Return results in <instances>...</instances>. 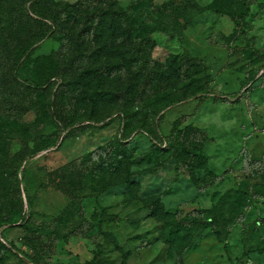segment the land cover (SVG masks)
<instances>
[{"label": "rangeland", "instance_id": "rangeland-1", "mask_svg": "<svg viewBox=\"0 0 264 264\" xmlns=\"http://www.w3.org/2000/svg\"><path fill=\"white\" fill-rule=\"evenodd\" d=\"M116 3L138 15L151 59L198 63L178 84L196 93L128 135L130 184H114L105 150L122 137L121 118L140 121L147 101L102 118L120 106L104 103L91 118L61 99L53 76L42 91L4 84L0 220L19 194L26 224L0 227V264H264V0ZM16 7L0 6V26H16ZM10 40L2 35L0 47ZM58 49L44 36L18 76L59 78ZM172 129V139L202 143L205 159L187 155L181 165L172 149L163 153Z\"/></svg>", "mask_w": 264, "mask_h": 264}, {"label": "trees", "instance_id": "trees-1", "mask_svg": "<svg viewBox=\"0 0 264 264\" xmlns=\"http://www.w3.org/2000/svg\"><path fill=\"white\" fill-rule=\"evenodd\" d=\"M3 4L17 6L15 12L18 22L16 21V26L12 22L0 26V39L2 35H9V40L11 39L0 47V90L4 88V84L19 82L26 93L33 89L42 91L53 76V83L64 87L65 93L61 99L67 100L68 105L74 100L77 103L75 107L87 110L91 118L95 117L104 103L120 101L121 107L116 106L113 111L104 113L102 118L118 112L126 116L127 105L135 101H147L148 111L142 112L140 121L127 124V120L123 122L121 118L122 137L110 142V149L105 150L110 158L111 169L108 170L116 177L114 184H130L126 177L128 166L131 164L130 150L125 146L128 135L134 130L143 131L149 116L158 118L167 108L187 100L196 93H188L191 90H188L187 86L178 84L182 81L185 83L192 74L190 69L198 67V63L184 57L168 56L163 62L151 59L148 33L142 31L140 24H135L138 15L130 10H123L116 0H0V6ZM232 21L239 28L237 19L232 18ZM18 33L19 37L16 39ZM51 34L59 43V49L52 53L56 58L53 66L67 73H58L59 78L54 74L20 78L18 70L29 61L33 45ZM63 53L65 61L59 64ZM203 71L200 69V72ZM163 83L168 86L161 87ZM170 89L176 91L172 92ZM70 107L74 108L73 105ZM75 113L76 110H73L72 114ZM69 121L75 123L78 120L70 118ZM154 127H158L157 121ZM188 130L204 136V131L195 126ZM173 132L174 129L169 132L163 153L171 152L172 149L175 162L181 165L189 162L187 155H195L197 162L205 159L202 143L196 149L189 138L183 136L182 139H172ZM14 203L11 212L0 220V227L14 226L16 223L17 226L26 224L22 217L19 194ZM199 227H202V224L196 226Z\"/></svg>", "mask_w": 264, "mask_h": 264}]
</instances>
